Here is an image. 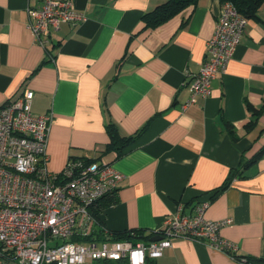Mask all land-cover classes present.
<instances>
[{"label":"crops","instance_id":"obj_1","mask_svg":"<svg viewBox=\"0 0 264 264\" xmlns=\"http://www.w3.org/2000/svg\"><path fill=\"white\" fill-rule=\"evenodd\" d=\"M164 1L74 0L84 20L61 24L42 46L27 24V8L39 0H0V105L27 88L32 112L51 113L46 153L54 173L69 158L98 156L108 120L122 135L140 130L122 156L101 157L123 175L115 201L99 214L102 224L149 234L179 207L190 213L207 200L204 216L230 219L219 234L250 259L177 238L147 264H264V153L249 162L264 147V107L246 128L248 105L264 104V3L210 94L189 102L185 79L201 67L220 2L197 0L146 27L143 14ZM47 51L52 59L41 64ZM233 169L237 175L209 197Z\"/></svg>","mask_w":264,"mask_h":264},{"label":"built area","instance_id":"obj_2","mask_svg":"<svg viewBox=\"0 0 264 264\" xmlns=\"http://www.w3.org/2000/svg\"><path fill=\"white\" fill-rule=\"evenodd\" d=\"M83 20L74 0H39L27 8L28 27L42 46L61 24ZM247 21L231 2L220 4L201 67L185 79L189 102L210 94L212 80L225 71ZM32 98L33 91L24 88L0 105V264H147L148 257L161 256L177 238L204 241L247 263L245 256H236L237 245L219 234L230 219L204 216L207 200L197 202L190 213L179 207L166 215L162 227L150 232L157 240L114 239L105 226L98 235L90 207L116 189L123 175L102 158H69L60 172L49 171L46 145L52 115L33 113Z\"/></svg>","mask_w":264,"mask_h":264},{"label":"trees","instance_id":"obj_3","mask_svg":"<svg viewBox=\"0 0 264 264\" xmlns=\"http://www.w3.org/2000/svg\"><path fill=\"white\" fill-rule=\"evenodd\" d=\"M225 1L231 2L233 6L235 7V9L237 10V12L243 15L244 17H246L247 19H257L258 18L257 11L260 8V6L264 3V0H219L220 4ZM196 2L197 0H165L164 2L156 5L152 10L145 12L142 16V19L146 27L154 28L160 25L161 23L165 22L167 19L171 18L175 14L179 13L185 7L191 4H195ZM47 52H48L47 54L48 57L44 58L41 64H44L47 61H49L50 60L49 57L52 59V57L50 56L51 55L50 52L49 51ZM263 107H264V104L259 108H256L252 105H248V108L251 111L253 118L246 124L247 129H249L251 125L255 123ZM225 125L229 131H232L230 123L226 122ZM105 129L109 136V141L105 144L103 151L96 157H92V158L84 157V158H78V159H83V161L85 162H91V161L100 159L103 154L107 152H111V151L115 152L116 157H120L124 153H126L127 151L126 148L135 141V139L137 138L140 132V130H138L137 132L130 134V135H122L119 132L117 125L112 120L107 121V123L105 124ZM263 153H264V147L258 150L253 155L252 159L249 162L255 161L260 156H262ZM74 158H77V157H74ZM237 172H238V169H233L231 171V175L227 177V179L224 181V183L220 185V187L214 189L209 197L211 198L214 197V195L218 191L225 188L229 184V181L232 179V177L234 175H237ZM116 189H113L109 191L108 193L104 194L90 207V211L96 218V221L99 225L97 227L98 235L104 234V230H105L104 225L102 224V221L99 218V214L103 210L104 207L112 204L115 201L114 194H115ZM107 231L108 233L112 235V238L114 239H125V238L127 239H130V238L148 239L150 237V233L144 234L143 231H140V230L111 231L107 229ZM236 256L239 258V255H236ZM246 260L249 261L250 259L249 260L246 259ZM116 262H120V261L104 260L96 264H114ZM123 264L125 263L123 262Z\"/></svg>","mask_w":264,"mask_h":264},{"label":"water","instance_id":"obj_4","mask_svg":"<svg viewBox=\"0 0 264 264\" xmlns=\"http://www.w3.org/2000/svg\"><path fill=\"white\" fill-rule=\"evenodd\" d=\"M158 238H159L158 236H152V237L149 238V240H150V241H152V240H157Z\"/></svg>","mask_w":264,"mask_h":264},{"label":"bare ground","instance_id":"obj_5","mask_svg":"<svg viewBox=\"0 0 264 264\" xmlns=\"http://www.w3.org/2000/svg\"><path fill=\"white\" fill-rule=\"evenodd\" d=\"M3 105V104H2Z\"/></svg>","mask_w":264,"mask_h":264}]
</instances>
